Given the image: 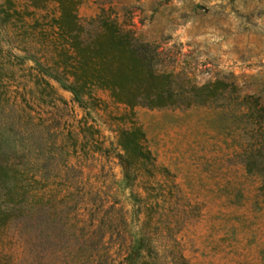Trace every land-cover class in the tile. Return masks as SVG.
Instances as JSON below:
<instances>
[{
  "label": "rangeland",
  "instance_id": "1",
  "mask_svg": "<svg viewBox=\"0 0 264 264\" xmlns=\"http://www.w3.org/2000/svg\"><path fill=\"white\" fill-rule=\"evenodd\" d=\"M75 1L79 39L88 19L113 20L154 47L178 100L75 98L55 64L56 3L0 0V164L20 154L54 178V199L14 218L0 251L12 264H264V0Z\"/></svg>",
  "mask_w": 264,
  "mask_h": 264
},
{
  "label": "trees",
  "instance_id": "2",
  "mask_svg": "<svg viewBox=\"0 0 264 264\" xmlns=\"http://www.w3.org/2000/svg\"><path fill=\"white\" fill-rule=\"evenodd\" d=\"M50 1V0H49ZM56 3L58 15L52 21L56 27L58 43L54 44L57 61L55 64L71 77L68 88L75 98L86 93L94 105L96 98L92 89L107 92L114 103L134 107L140 94L150 95L157 105L172 104L178 100L172 92L170 74L156 68L157 55L149 43H133L129 31H121L113 21L98 16L87 20L94 25L86 35V42L78 38L80 25L75 15V0H51ZM86 90V91H85ZM183 98L188 102L199 100L196 92ZM90 104V105H91ZM125 136L124 132L122 136ZM131 134H126L128 136ZM130 139V138H129ZM34 142V140H32ZM264 137L260 148H263ZM136 152L135 148H131ZM22 155L15 162L0 164V245H4L2 235L10 222L23 214L32 212L54 199L52 189H43L54 178L50 174L36 175L37 167L24 164ZM255 159H249L252 163ZM261 176V190L264 191V152L258 161ZM248 169H250L248 167ZM29 172V174L27 173ZM42 179V180H41ZM14 257L9 252L0 251V264H12Z\"/></svg>",
  "mask_w": 264,
  "mask_h": 264
}]
</instances>
